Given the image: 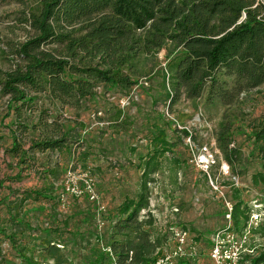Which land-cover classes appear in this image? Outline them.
I'll return each mask as SVG.
<instances>
[{
    "label": "rangeland",
    "instance_id": "obj_1",
    "mask_svg": "<svg viewBox=\"0 0 264 264\" xmlns=\"http://www.w3.org/2000/svg\"><path fill=\"white\" fill-rule=\"evenodd\" d=\"M35 6V0H0L1 70L20 61L13 50L32 34L22 19ZM165 53L138 65L135 85L99 83L79 106L53 103L42 94L32 103L10 106L11 96L0 87V264H55L48 247L59 253L62 264H97L110 251L121 205L136 198L143 179L148 180V207L138 218L151 215L153 223L141 228L151 231V238L167 235L165 248L174 243L171 228H186L195 239L180 264H211V237L231 226L228 204L238 197L249 211L247 226L235 231L240 264H247L245 254L264 246V182L258 176L264 163L249 128L264 113V85L243 105V113L204 96L171 100L162 74ZM227 119L234 121L228 144L232 164L215 139ZM18 122L27 127L17 128ZM55 125L71 135L70 149H30L32 140ZM159 131L167 141L164 147L155 138ZM13 138L26 150L25 163L12 152ZM204 145L215 157L208 173L196 164ZM252 226L259 232L249 231Z\"/></svg>",
    "mask_w": 264,
    "mask_h": 264
},
{
    "label": "trees",
    "instance_id": "obj_2",
    "mask_svg": "<svg viewBox=\"0 0 264 264\" xmlns=\"http://www.w3.org/2000/svg\"><path fill=\"white\" fill-rule=\"evenodd\" d=\"M35 1V8L22 19L32 34L13 50L20 61L9 70L0 69L1 91L11 96L10 106L17 101L32 103L38 94L53 103L79 106L99 83L129 88L138 82L134 78L138 65L161 50L166 51L162 74L168 80L167 97L171 100L179 95L191 99L204 96L209 103L219 101L243 113V105L264 85V0ZM20 114L17 110L18 117ZM40 121L45 122L43 117ZM21 127L27 126L18 122L17 128ZM249 128L264 163V113L249 123ZM233 130L234 121L223 120L215 138L230 164L233 151L228 144ZM40 135L42 138L32 140L30 149H70L71 135L56 125L53 131L45 129ZM155 138L163 147L167 145L162 131ZM13 139L12 152L20 153L23 161L26 150ZM258 176L264 182V173ZM147 181L143 179L135 199L121 205L122 217L113 225L117 231L109 241L110 251L97 264H104L105 257L108 264H149L163 254L167 235L151 238V231L141 227L151 226L152 216L138 218L140 210L148 207ZM244 204L238 197L229 212L230 229L237 232L248 223ZM47 252L55 264H62L53 247ZM244 260L264 264V246L245 254Z\"/></svg>",
    "mask_w": 264,
    "mask_h": 264
},
{
    "label": "built area",
    "instance_id": "obj_3",
    "mask_svg": "<svg viewBox=\"0 0 264 264\" xmlns=\"http://www.w3.org/2000/svg\"><path fill=\"white\" fill-rule=\"evenodd\" d=\"M214 163V153L206 145L199 148L196 154L197 166L202 171L208 173ZM225 170L227 171V168ZM67 189H70L76 195L81 193V190L75 186H67ZM231 208L232 206L228 204L227 217L229 219ZM171 234L174 239L173 245L170 248L164 249L163 254L149 264H180V260L184 258L187 250L190 251L194 248L196 244L195 239H193V236H190L187 229L171 228ZM239 245L235 239V231L230 229V226L224 230L214 232L208 252L211 264H240Z\"/></svg>",
    "mask_w": 264,
    "mask_h": 264
}]
</instances>
